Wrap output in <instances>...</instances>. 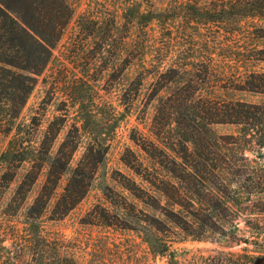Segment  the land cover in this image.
<instances>
[{"label":"rangeland","instance_id":"1","mask_svg":"<svg viewBox=\"0 0 264 264\" xmlns=\"http://www.w3.org/2000/svg\"><path fill=\"white\" fill-rule=\"evenodd\" d=\"M214 2L69 0L74 11L72 19L52 49L46 67L35 76L34 87L17 123L32 145L48 143L53 132L59 130L53 151L69 133L78 145L72 166L88 144L95 147L103 144L105 148L84 198L61 219H42L44 234L75 239L81 244L78 250L83 264H248L251 254H256L253 251L259 245L244 242L249 228L237 220L234 221L237 228L232 227L236 242L221 238L219 232L201 238L184 236L165 223L163 232L156 236L166 241L169 251L164 255L152 253L142 239L152 233L144 220L150 217L162 220L163 216L159 210L151 212L135 201L123 188L127 178H136L123 163L124 158L136 156L153 165V160L131 137L144 135L156 141L152 120L157 100L151 98L149 78L134 93L132 81L143 63L140 57L132 58L133 51L139 54L144 49L151 54L158 48H166L170 53L180 52L177 59L181 64L215 68L212 79L202 86L203 95L264 106V17L241 19L234 15L230 21V5L226 3L222 12L221 6ZM170 5L177 10L172 12L169 8L159 19L150 20L154 12ZM192 7H197L200 14L194 13ZM212 12L219 16L214 22L206 19ZM253 31L261 37L253 38ZM148 42L150 46H146ZM127 48L132 54L127 55L124 50ZM246 73H253L248 80L256 85L254 91L244 89L250 85L245 81ZM212 128L218 135H229L226 140L230 143H237L227 144L234 148V157L242 151L252 164L258 162L264 167V124L251 127L226 123ZM12 133L0 132L2 202L13 193L18 177L30 169L27 162L17 166L2 161L1 154ZM170 134L172 138L165 141L174 143V150L166 149L165 153L168 159L179 160L182 148L177 130L171 129ZM13 171H17V178L11 180ZM44 174L45 168L30 196L40 188ZM68 175L69 170L60 178L49 208ZM260 203L264 210V193ZM159 204L163 206L165 202ZM120 206L126 208L123 213Z\"/></svg>","mask_w":264,"mask_h":264},{"label":"trees","instance_id":"2","mask_svg":"<svg viewBox=\"0 0 264 264\" xmlns=\"http://www.w3.org/2000/svg\"><path fill=\"white\" fill-rule=\"evenodd\" d=\"M214 1L222 12L226 3L230 5V21L234 15L241 19L264 17V0ZM169 8L172 12L177 10L170 5L154 12L150 20L159 19ZM196 8L190 9L200 14ZM73 14L69 0H0V132L13 131L1 154L2 161L17 166L30 164V169L18 177L8 200L0 201V264H83L78 250L81 244L75 239L44 234L42 219L59 220L84 198L105 148L103 144L99 147L88 144L72 166L78 145L69 133L53 151L59 130L53 132L48 143L32 145L17 123L34 87L35 76L46 67ZM218 17L217 12H212L206 19L215 21ZM252 35L261 37L254 31ZM124 50L127 55L132 54L128 48ZM133 52L132 58L140 57L143 63L132 81L134 93L149 78L151 98L157 100L152 120L156 141L144 135L131 137L153 160V165L136 156L124 158L123 163L136 178H127L123 188L135 201L151 212L159 210L163 216L162 220L156 217L144 220L155 233L142 236L150 252L164 255L169 251L166 241L156 236L163 232L165 223L184 236L201 238L219 232L221 238L236 242L232 227L237 228L234 222L237 220L249 228L244 242L259 245L248 264H264V210L260 207L264 167L258 162L252 164L242 151L234 157V148L227 144L237 143H230L226 140L229 135H218L212 128L226 123L263 125L264 106L203 95L202 86L212 79L215 68L181 64L177 59L180 52L170 53L166 48H158L151 54L144 49L139 54L137 50ZM146 55L149 59H145ZM169 58L171 61H166ZM245 76L250 85L244 89L254 91L256 85L248 80L253 73ZM174 128L182 148L179 160L168 159L165 153L166 149L174 150L175 144L165 141L172 138L170 130ZM44 168L42 184L30 196ZM68 170L67 181L49 208L59 180ZM12 174L11 180L16 179L17 171ZM162 200L165 206L159 204ZM119 209L123 213L126 208Z\"/></svg>","mask_w":264,"mask_h":264}]
</instances>
